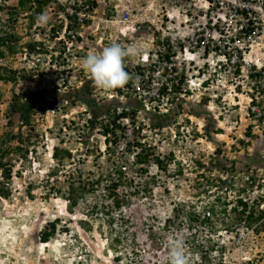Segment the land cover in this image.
I'll list each match as a JSON object with an SVG mask.
<instances>
[{"label":"rangeland","instance_id":"374dc122","mask_svg":"<svg viewBox=\"0 0 264 264\" xmlns=\"http://www.w3.org/2000/svg\"><path fill=\"white\" fill-rule=\"evenodd\" d=\"M80 1L51 0L37 12L35 5L25 11L17 7L18 0H0V27L7 28L14 46L0 58V66L17 70L15 81H0V160L10 159L12 164L10 179L3 186L9 196L0 195V264H168V242L173 238L184 241L189 264H208V259L216 263L228 252L234 256L231 258L262 255L264 261V230L248 232L244 247L237 252L231 235L223 232L227 219L220 213H206L211 204L220 210V202L226 200L229 214L237 194L264 210V129L254 127L242 114L237 116L236 126L228 127L219 116L222 98L215 100L214 87L211 98L195 87L200 81L196 66L202 61L183 63L188 90L152 104L133 94L129 84L112 91L95 87L82 61L89 52L108 46L105 27L98 18L107 16L112 5H126L127 1L91 0L96 3L88 9L92 19L73 30L75 38L68 35L66 22L61 30H53L55 22L64 17L57 7ZM133 1L141 14L147 12L153 32L173 37L175 29L183 31L180 35L186 30L180 29V16L170 19L165 15L168 7L160 9L159 0ZM41 14L49 18L46 25L38 19ZM30 15L34 16L31 25ZM149 35L127 33L118 39L110 30L107 38L134 49L138 56L143 48L152 47ZM29 42L42 43L43 53L30 52L26 47ZM137 56L127 57L126 62L134 64ZM219 84L215 87L220 92L224 88ZM227 88L229 93L231 86ZM20 91L42 92L46 102L44 110L31 115L27 126L10 113L11 100ZM122 111L132 118L128 126L131 124L133 132L123 154L117 157L111 148L109 159V145H104L98 122ZM18 132L21 139L13 137ZM121 133L117 132L115 139ZM136 143L161 158L171 152L173 159L165 170L154 163L134 165ZM17 145L25 157L11 151ZM56 146L71 151V157L57 166L53 157ZM2 149L9 154L2 157ZM113 166L123 171L115 192L127 199V204L110 212L105 196L118 176ZM53 170L54 175L49 176ZM76 170H82L80 178L85 183L84 178L91 182L99 173L102 180L70 211L64 194ZM241 187L246 191L239 192ZM190 212L210 219L201 225L203 215L195 220ZM55 218V234L41 242L40 230ZM220 246L225 251H220Z\"/></svg>","mask_w":264,"mask_h":264},{"label":"built area","instance_id":"2783aa9c","mask_svg":"<svg viewBox=\"0 0 264 264\" xmlns=\"http://www.w3.org/2000/svg\"><path fill=\"white\" fill-rule=\"evenodd\" d=\"M159 6L160 9L168 7L165 15L170 19L180 16V29L186 30L180 35L183 31L175 29L177 35L169 41L162 37L154 47L153 58L144 64L126 62L131 77L128 84L133 94L152 104L166 95H174V90H178V94L186 91L189 79L185 82L180 79L183 80V63H191L190 54L189 57L195 56L197 63L202 61L196 69L202 80L207 79L203 87L205 93L209 98L212 93L215 100L222 98L220 116L228 127L236 126L237 116L242 114L254 127L264 129V0H159ZM66 12L75 14L79 24L86 18L83 10H75L71 5ZM118 21L132 22L130 10L121 12ZM68 35L75 38L72 29H68ZM217 82L223 91L216 90ZM229 86L232 97H228L230 92L226 90ZM211 87H214L212 92ZM131 119L125 116L120 120L123 129L113 149L117 157L123 154L133 132L131 124L128 126ZM252 231L243 223L234 225L229 232L223 230L231 235L237 252L244 247L248 232ZM260 256L238 254L231 258L234 256L230 257L228 252L219 256L216 263L209 259L207 262L264 264Z\"/></svg>","mask_w":264,"mask_h":264},{"label":"trees","instance_id":"16d2710c","mask_svg":"<svg viewBox=\"0 0 264 264\" xmlns=\"http://www.w3.org/2000/svg\"><path fill=\"white\" fill-rule=\"evenodd\" d=\"M48 1L51 0H18L17 7H21L25 11L33 10V5L36 6L37 12L42 11V9L48 4ZM93 7L96 3L91 0H82L78 2V5L75 3V7H87V9ZM64 5L57 7L58 11L63 12L65 10ZM30 25L34 22V16L30 15ZM68 19L72 22L69 23L68 28L69 29H78L80 28L79 23L75 21L73 16L68 15ZM87 22V21H86ZM63 26V21L61 22H55V26L53 27V30L58 29L61 30ZM2 30V34L0 35V58H3L6 54V52L13 51V42L10 38V34L7 32V28L2 29V26L0 27ZM75 32H78L77 30ZM78 34V33H77ZM78 38L79 35H77ZM43 44L40 42H29L26 44V47H28L29 51L32 53H35L37 55H40L43 53ZM40 46V48H37ZM128 71V69H126ZM17 70H13L10 68H7L6 66H0V81L4 82H13L17 79ZM180 82H183L182 79H180ZM176 89V88H175ZM178 92V90H174ZM45 98L42 95V92H26V91H20L18 92L15 97L12 98L10 103V113L18 115V120L20 125L27 126L30 125L31 121V115L37 111H42L45 109ZM129 115L128 112L122 111L120 114H111L107 117L102 118L99 123L100 130L102 131V134L104 135V145H109L107 153L109 154V159H111L110 150L113 151L115 147L116 142V135L117 132L123 129V127L120 124V118ZM13 137H19L21 139V133L18 132ZM136 153L134 154V165H143V164H149L154 163L157 167L165 170L167 168V165L172 161V153L170 152L168 155L164 156V158H161L159 155H155L154 152L150 148L143 147L140 143H136ZM16 148V149H15ZM3 150V149H2ZM18 151V153H21L25 157V152H22L21 146L17 145L15 146L11 151ZM25 151V150H24ZM10 151H4L2 152V157L9 154ZM53 157L57 160L56 166L59 165V163H62L64 158L71 157V151L64 148H59V146H56L53 152ZM113 162L116 164L117 161L115 158H113ZM11 160L7 159L5 161L0 160V195L2 196H9V190L3 189V186L7 184V180L10 179V170H11ZM114 167V166H113ZM111 170L110 168H108ZM113 169V168H112ZM78 171L77 174H72V177L68 179L67 184V191L64 194L65 199L68 203V209L71 211L73 207H75L79 200L83 199L86 193L93 191V186L98 187L101 183L102 176L101 173L98 174V176L95 178V180H92L91 182L85 183V180H82L81 173L82 170H76ZM54 170L49 172V176L54 175ZM93 172H89L91 174ZM114 174L116 173L118 176L114 180H112L109 184L110 190L109 193L105 196V199L108 201L106 204L108 207H110V212L113 210H117L121 207H123L125 204H127V199H124V197H119V195L115 192L118 185H120L122 182V177L120 174L123 173L121 169H116V166L114 167ZM178 173L181 174L182 171L179 169ZM112 170L108 171V177H111ZM70 175V174H69ZM77 175V176H76ZM94 175V174H92ZM77 178H79L77 180ZM112 178H110L111 180ZM251 181L254 180L253 176H250L249 178ZM86 185H91V188H86ZM252 186V185H250ZM246 187H241L239 192H245ZM238 198H236L235 203L231 204L228 210L229 214H226L227 204L226 200H223L220 202V206H222L219 209L216 208L215 204H211L208 206V210L206 213L208 215H217L220 213L222 216L227 219L223 221V226L226 229H233L234 225H238L240 223H243L245 228L252 229L256 233L261 232L264 230V210L259 209V205H250L246 200H243L241 197H239V194H237ZM111 198V201L108 200V198ZM108 214V213H107ZM201 215L203 217L200 219ZM189 216H193V219L197 220L200 219V224L204 225L206 222L209 221V217L206 216V214H196L195 212H190ZM109 223L111 224V218H109ZM167 224L170 222V219L168 218L165 220ZM58 225V220L53 219L51 221H48L45 226H43V229L40 230L39 239L41 242H47L56 231V227ZM166 224L164 223V226ZM117 241V238H115ZM201 247V246H200ZM220 251H225V248L220 246ZM203 250H199V252L202 253ZM203 259H205V255H201Z\"/></svg>","mask_w":264,"mask_h":264},{"label":"clouds","instance_id":"9594fccd","mask_svg":"<svg viewBox=\"0 0 264 264\" xmlns=\"http://www.w3.org/2000/svg\"><path fill=\"white\" fill-rule=\"evenodd\" d=\"M126 5L116 4L115 6L112 5V8L110 9L109 14L107 13V16L103 15L100 19L98 18V21L100 24H102L104 33H105V39L104 41H107L108 46H105L102 48V50L98 52H89L86 57L82 61V68L86 70L89 74L90 79L94 82L95 87L104 90V91H112L118 88H124L126 85H128L129 80L131 79L128 71H126V58L129 56H137L134 49H125L123 48L119 43L110 40L107 38L109 36L110 30L113 31V33L118 34V39L122 37H126L125 35L127 33H138V34H144V36H147L150 34L152 47L148 48L147 50L143 48V51L137 56L138 61L136 62L138 65L144 64L146 61L153 58V51L155 45L159 44L161 42L162 37L164 39H170V36H162L160 35V32H153L152 25L153 22L150 20L149 16L147 15V12H139L140 8H137V5L135 1L129 2L128 0ZM74 6L75 2L71 3ZM78 5V2L76 3ZM70 6L67 5L65 7V10L63 11L64 17H63V23L66 22L67 26H69V23L71 22L68 19V13L66 12V8ZM151 7V4L148 5ZM143 7V5H142ZM83 10L86 14V18L83 22V24H79L80 26H84L88 23V19L92 17L90 16V13L87 9V6L82 7H75V10ZM129 9L132 14V22L128 23H121L119 22V18L121 15V12L124 10ZM147 11V10H146ZM149 11V10H148ZM73 16V18L76 20L75 14L70 15ZM41 25H46L48 22V17L44 14H41L38 18ZM87 21V22H86ZM72 23V22H71ZM78 23V22H77ZM69 29V28H67ZM74 30V29H72ZM154 33H157L155 36ZM76 35V34H75ZM111 35V34H110ZM117 40V38H116ZM136 54V55H135ZM196 60H191L190 62L194 63ZM183 75V74H182ZM196 78H198L200 81L199 84H196L198 89L203 90V94L206 92L204 91L203 87L207 84V79L202 80L203 77L200 75H197ZM187 79L186 76H183V82ZM186 87H188V84L186 83ZM189 88H187L188 90ZM178 92H176L174 95H177ZM207 97L209 96L207 93H205ZM128 116V115H127ZM220 116V115H219ZM125 117V116H124ZM122 118V117H121ZM208 215V213H207ZM56 219V218H55ZM228 231H231L232 229H226ZM221 231V230H219ZM219 235L220 234L219 232ZM53 237V236H52ZM51 237V238H52ZM168 264H189L190 258L186 253V250L184 248V241L181 239H170L168 242Z\"/></svg>","mask_w":264,"mask_h":264},{"label":"bare ground","instance_id":"6f19581e","mask_svg":"<svg viewBox=\"0 0 264 264\" xmlns=\"http://www.w3.org/2000/svg\"><path fill=\"white\" fill-rule=\"evenodd\" d=\"M187 55H188V54H187ZM189 55H190V54H189ZM192 56H193V55H192ZM192 56H191L189 59L194 60V59H195V56H193V57H192ZM0 234H1V233H0ZM6 238H7V237H6ZM6 238H5V239H6Z\"/></svg>","mask_w":264,"mask_h":264},{"label":"crops","instance_id":"0c3cea01","mask_svg":"<svg viewBox=\"0 0 264 264\" xmlns=\"http://www.w3.org/2000/svg\"><path fill=\"white\" fill-rule=\"evenodd\" d=\"M129 2H133L132 0H128Z\"/></svg>","mask_w":264,"mask_h":264}]
</instances>
